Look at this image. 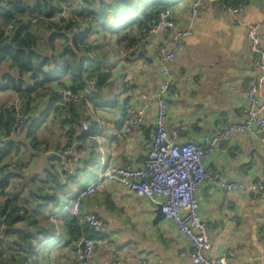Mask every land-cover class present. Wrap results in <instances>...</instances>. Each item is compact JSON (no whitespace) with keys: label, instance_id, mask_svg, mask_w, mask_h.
Returning a JSON list of instances; mask_svg holds the SVG:
<instances>
[{"label":"crops","instance_id":"1","mask_svg":"<svg viewBox=\"0 0 264 264\" xmlns=\"http://www.w3.org/2000/svg\"><path fill=\"white\" fill-rule=\"evenodd\" d=\"M195 1L129 0L130 17L121 28L114 19L117 0H92L91 9L111 22L109 27L102 22L90 26L85 53H79L65 38L50 41V22H34L37 15L32 17L30 29L37 48L50 59L43 69L68 72L43 83L41 75L35 80L30 73L24 74L23 91L39 83L23 96L12 89L0 91V119L1 112L3 120L17 101L31 115L18 135L4 137L0 128V151L10 150L4 158L17 164L12 174L0 171V208L6 206L1 186L7 185L14 200L29 211L20 222L10 220L7 228L25 229L33 235L30 243L19 234L8 235L10 249L31 245L29 256L15 251V255L21 254L19 261L24 257L29 264H67L75 256L79 239L92 233L82 215L94 213L107 224V232L92 233L97 250L91 264H191L181 256L190 247L175 224L166 218L156 223L157 209L148 199L106 180L103 173L112 164L137 168L145 159L147 144L142 139L149 141L147 132L151 135L155 123L154 98L162 81L161 49L167 48L168 36L163 31L146 34L142 29L149 25L145 15L158 7L170 9L178 26L193 30L171 68L177 95L167 102L169 132L182 126L181 142H201L221 126L244 119L247 85L262 75L253 63L246 30L264 19V0H220L246 2V12L239 20L210 1L192 18ZM0 28L4 29L1 23ZM125 36L128 41H122ZM86 59L93 62L92 69L100 68L103 80L95 100L74 106L71 112L86 122L89 131L75 125L68 110L60 109L62 92L74 86L71 66ZM7 76H19L11 61L0 63V81ZM260 96L264 99V86ZM128 104L147 110L143 131L131 137L123 133ZM67 149L71 153L63 155ZM206 165L230 180L248 185L264 182V142L235 133L217 146ZM92 184L97 185L96 193L77 202L79 193ZM197 197L200 214L212 229L209 256L216 258L230 250L235 256L229 264H264V198L227 193L207 184L200 186ZM34 216L37 225L29 224Z\"/></svg>","mask_w":264,"mask_h":264},{"label":"built area","instance_id":"2","mask_svg":"<svg viewBox=\"0 0 264 264\" xmlns=\"http://www.w3.org/2000/svg\"><path fill=\"white\" fill-rule=\"evenodd\" d=\"M92 0H64L61 9L52 17L47 18L46 9L42 8L35 21H49L54 26L50 32L63 31L69 36H84L92 32L88 17V10ZM206 1L212 2L220 11L225 12L237 20L241 19L247 9L244 1L238 3H224L220 0H196L191 16L196 18L200 8ZM86 18V22L82 20ZM16 25L11 24L3 31V38L11 37ZM163 31L167 36V48L161 49L162 81L154 98L156 109L155 123L147 144L143 163L137 168L109 165L104 170V178L115 182L124 190L139 197L148 199L155 209L161 207L165 218L175 224L180 234L189 243V251L181 253L183 258L190 260L191 264H229L235 254L224 250L216 258L209 256L212 246L211 226L200 214V203L197 197L200 186L207 184L212 189L227 193H242L252 198H264V182L256 181L252 184L230 180L208 169L206 162L213 156L217 146L229 140L235 133H245L256 140L264 142V99L260 93L264 86V19L249 25L246 37L253 51V63L261 71V77L251 80L247 85L248 102L244 111V119L229 122L221 126L215 134L205 136L201 142L179 140L185 127L179 126L175 131L169 132L166 123L168 99L176 96V79L172 73V66L179 57L183 41L193 35L191 28L178 26L173 19L171 10L166 8L151 13L149 25L143 32L153 34ZM98 83L93 78L84 89L73 91L68 88L62 92L60 109L68 110V117L75 125H83L84 131H89L86 122L75 118L71 112L74 105L91 102L93 92ZM146 108H139L128 104L123 133L130 135L140 134L146 122ZM15 124L10 130V136L18 135L24 131L31 120V115L25 111L21 101L14 104ZM70 149L64 150L63 155H69ZM12 174L17 168L16 163H10L0 155V168ZM3 195L6 202L13 204L14 198L7 185L3 186ZM97 185L92 184L83 189L77 202L89 198L96 193ZM23 214L24 210H19ZM83 222L96 233L105 234L107 224L94 213L82 215ZM7 229V216H0V235ZM97 250V241L81 237L75 256L67 264H91ZM16 252L33 253L29 244L16 247ZM35 257V256H34ZM26 264H29L26 263ZM143 264H151L144 261Z\"/></svg>","mask_w":264,"mask_h":264},{"label":"trees","instance_id":"3","mask_svg":"<svg viewBox=\"0 0 264 264\" xmlns=\"http://www.w3.org/2000/svg\"><path fill=\"white\" fill-rule=\"evenodd\" d=\"M64 0H0V23L4 26V29H6L9 25L15 24L16 27L13 30V35L11 34V37L8 39L3 38V30L0 32V63L4 61H11L13 65L18 69L19 76L17 78L13 77H5L4 80L0 81V91H6V90H15L20 95L23 96L24 93H30L34 91L39 81L36 82V84L31 87L30 89L23 91V85L25 84V79L23 77L24 74L30 73L32 79H37V75H41L43 77V82H49L55 79H58L59 75L64 74L65 72H68L65 70V72H46L43 68L46 66L47 62L50 60L48 58H44L43 54L38 50L37 48V38L36 36L31 32L30 24L31 19L33 16L38 15L39 11L42 8L46 9V15L47 18H52L54 15L61 9L62 2ZM92 2V1H91ZM129 0H117L116 9L114 10V13H117L115 19V23L119 25L121 28H124L126 25V22L128 21L129 13L128 10L131 5H128ZM118 6V7H117ZM92 4L90 3V7L88 10V17H92V22H89V26H92L95 24V22H102L105 27H109L110 22L108 19H105L104 14H98L94 12V10L91 9ZM129 7V8H128ZM118 9V10H117ZM166 9V8H163ZM162 7L157 10H152L149 13L145 15L146 18V24L149 23L151 18V13L153 11H160L163 10ZM28 15L30 16L29 22H23L22 17ZM87 18V17H86ZM86 18L82 17V20L86 22ZM114 23V24H115ZM112 25V24H111ZM53 24L48 25V31L50 33V28L53 27ZM146 29V26L144 27ZM50 41H54L58 38H65L66 41H72L73 44L78 49L79 53H85L89 50V47L86 45L85 40L87 38V35L84 36H69L63 31L57 30L56 32L50 33ZM127 36L122 38L123 40H126ZM81 46V47H78ZM67 50L73 55L74 58H77V55L74 54L73 49L68 46ZM78 53V52H77ZM92 61L82 60L79 65L76 67L71 66L69 72L72 76V80L74 83V86L71 87L73 91H79L85 88V85L88 80H92L93 78L98 79V83L94 89L93 95L94 98L92 99V102L95 100L96 97V90L102 83V75L98 71L100 68L92 69ZM61 67V66H60ZM62 99V98H61ZM74 105V106H80L83 105ZM73 106V107H74ZM72 107V108H73ZM76 118V117H75ZM15 117H14V110L8 111L5 115V118L2 120V112H1V119H0V128L4 130V137L9 138L10 136V130L15 124ZM3 122V123H2ZM10 150L2 149L0 151V155L2 157H5L9 154ZM5 168L1 167L0 171L3 173ZM3 188V186H1ZM9 203V205H7ZM24 210L23 214H18L17 212L19 210ZM1 210V208H0ZM6 212V213H5ZM29 214V211L27 210L26 206L19 205L18 202L14 200L13 204H10V202H6V206L2 208L0 211V216L6 215L7 216V223L9 224L10 220H16L15 222L22 221L27 215ZM16 216V217H14ZM35 224L37 225V219L35 216L31 218L29 224ZM87 228L88 225H86ZM86 231V228H85ZM92 233L97 234L93 230ZM89 234L85 236L86 238H90L93 240H96L94 238V235ZM10 234H19L23 240L27 241L26 243H30L29 241L33 239V235L27 234V231L25 229L23 230H13L12 228H7L1 235H0V264H24L27 263V260H24L21 258L19 263V256L21 254L15 255L16 247H12L11 249L9 241L6 240L8 235ZM31 246V245H30ZM26 256H29L28 254H25Z\"/></svg>","mask_w":264,"mask_h":264},{"label":"water","instance_id":"4","mask_svg":"<svg viewBox=\"0 0 264 264\" xmlns=\"http://www.w3.org/2000/svg\"><path fill=\"white\" fill-rule=\"evenodd\" d=\"M147 137L150 138L149 132H147ZM156 212H157V217L155 222L158 223L160 222L161 219L165 218V215L163 214L161 207H159Z\"/></svg>","mask_w":264,"mask_h":264},{"label":"rangeland","instance_id":"5","mask_svg":"<svg viewBox=\"0 0 264 264\" xmlns=\"http://www.w3.org/2000/svg\"><path fill=\"white\" fill-rule=\"evenodd\" d=\"M30 16H28V15H25V16H23L22 17V20H23V22H29L30 21ZM33 25V24H32ZM49 25V24H48ZM133 25V24H132ZM143 30V29H142ZM0 32H1V28H0ZM40 37H42V36H40ZM43 38V37H42ZM129 40V38L127 39V40H124V41H128ZM45 53H47V52H44V54Z\"/></svg>","mask_w":264,"mask_h":264}]
</instances>
